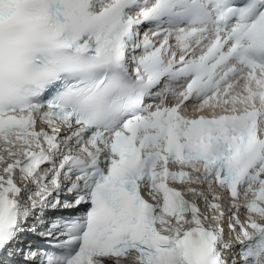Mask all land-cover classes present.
<instances>
[{"label":"snow or ice","instance_id":"1","mask_svg":"<svg viewBox=\"0 0 264 264\" xmlns=\"http://www.w3.org/2000/svg\"><path fill=\"white\" fill-rule=\"evenodd\" d=\"M0 264H264V0H0Z\"/></svg>","mask_w":264,"mask_h":264}]
</instances>
